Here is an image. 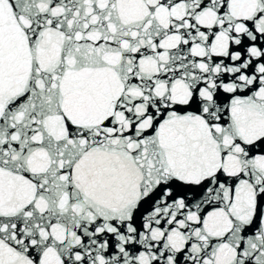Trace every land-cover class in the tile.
<instances>
[{
    "label": "snow or ice",
    "instance_id": "6c2138e0",
    "mask_svg": "<svg viewBox=\"0 0 264 264\" xmlns=\"http://www.w3.org/2000/svg\"><path fill=\"white\" fill-rule=\"evenodd\" d=\"M0 264H264V0H0Z\"/></svg>",
    "mask_w": 264,
    "mask_h": 264
}]
</instances>
